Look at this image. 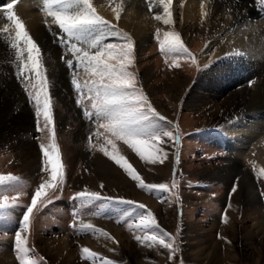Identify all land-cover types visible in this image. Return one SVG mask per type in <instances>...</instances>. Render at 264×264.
Masks as SVG:
<instances>
[{"label":"rangeland","instance_id":"rangeland-1","mask_svg":"<svg viewBox=\"0 0 264 264\" xmlns=\"http://www.w3.org/2000/svg\"><path fill=\"white\" fill-rule=\"evenodd\" d=\"M103 19L108 21L112 30L108 27L98 29L95 38L103 35L105 44L126 43L121 34L130 37L129 32L111 20ZM179 36L190 55L162 54L160 41L164 37L155 34L142 45L130 37L133 57L129 71L136 77V91L145 95L155 112L165 118L161 121L152 116L150 122L171 131L178 138V143L175 139L162 138L158 147L163 151L154 154L155 163L147 158L142 160L123 140L112 137L100 127L106 121L96 119L87 90L77 92L71 84L73 77L83 85L90 76L82 67L77 69L75 63L72 68L68 67L65 61L72 59L68 49H61L58 57L71 72L68 77L69 90L73 93L70 103L78 108L79 118L93 123V131L86 134L77 147L72 138L75 124L71 105L65 101L63 104L53 93L52 69L42 57V74L48 81L53 113L50 130L43 115H36L33 98L36 89L26 79L19 78L20 62L13 61L10 75L23 93L19 111L22 112L24 106L27 108L34 127L30 132L32 146L27 147L18 146V135L14 132V125L22 120V115L17 120L4 122L6 130H2L0 175H12L18 180L0 185V197H8L6 203L16 198V207L0 210V264H20L15 250V233L21 230L20 220L23 211L31 204L32 195L42 183L50 182V172L46 170L40 146L50 148L52 143H55L61 159L64 181L54 190H46L47 198H43V203L38 202L30 215L27 231L21 233L27 239L29 251L26 258L35 264H101L100 259H85L87 253L82 252L83 248L114 264H264V219L260 218L259 212L264 211V174H253L258 193L257 200L251 201L247 200L242 187L241 175L220 178L214 172L225 159L234 158L229 146L232 140L226 131L220 130L224 123L213 125L214 116L207 104L194 107L180 100V92L182 95L191 93L189 88L199 78V71L210 55L198 61L197 56L205 44L204 37L190 40ZM68 41L79 47L87 45L85 39ZM52 42L59 43L60 39L54 38ZM26 56L24 53L25 59ZM175 67L180 71H174ZM234 73L236 78L240 75V79L229 86L224 84L219 93L221 96L230 87L238 88L240 83L248 86L256 80L245 67H238ZM197 90L205 91L203 88ZM219 96L214 98L215 101L219 102ZM86 110L93 114L85 116ZM101 149L123 156L145 183H163L167 190L138 188L137 182ZM244 163L253 169L248 160ZM84 191L97 192L102 197L113 198V201L123 198L134 204L73 199L78 192ZM139 204L145 205V210L134 206ZM147 211L153 213L159 229L135 228L139 217L146 215ZM89 224L91 229H82V225ZM130 224L133 225L131 229ZM153 232L158 235L167 233L172 239L166 237V242L172 243L177 250L170 253L159 243L149 247L145 236ZM138 236L140 241L136 239ZM63 237L64 242H59Z\"/></svg>","mask_w":264,"mask_h":264},{"label":"bare ground","instance_id":"bare-ground-1","mask_svg":"<svg viewBox=\"0 0 264 264\" xmlns=\"http://www.w3.org/2000/svg\"><path fill=\"white\" fill-rule=\"evenodd\" d=\"M9 3L13 0H0V125H4L0 141L4 138L2 130H6L4 122L17 120L22 115V120L14 125V132L18 135V146L27 147L32 146L30 132L34 124L25 106L21 108L22 112L19 111L23 93L10 75L13 61L17 58L16 50L11 48L15 29L5 16ZM92 4L99 16L123 27L139 45L153 34L164 37V33L174 31L183 39L204 37L205 44L197 57L198 61H202L210 55L209 61L202 66L199 78L189 88L191 93L182 95L180 92L179 98L185 105L194 107L207 104L214 116L213 125L224 123L220 130L230 136L232 141L229 146L235 156L225 159L214 172L220 178L241 175L247 200L255 201L258 192L253 174L264 169V0H172L169 5L172 13L170 24L163 23L166 17L160 0H92ZM12 11L38 43L41 56L52 69L50 81L53 93L63 104L65 101V104L71 105L73 93L68 83L71 72L58 57L60 50H66L69 44L67 34L47 15L44 0H15ZM157 15L160 20L155 18ZM5 25H8V31L4 30ZM97 31L88 30L84 39L87 42L95 39ZM54 38L60 39V42H52ZM238 67H245L254 74L255 82L248 86L240 83L238 88L230 87L221 96L219 93L224 84L229 86L240 79V75L238 79L233 74ZM174 71L179 72L180 69L175 67ZM196 87L205 91L200 92ZM218 96L219 102L214 99ZM70 107L75 124L72 138L77 147L86 134H91L93 123L79 118L75 105ZM244 160H248L253 169ZM259 212L260 218L264 219V211ZM59 240L64 242V237Z\"/></svg>","mask_w":264,"mask_h":264},{"label":"snow or ice","instance_id":"snow-or-ice-1","mask_svg":"<svg viewBox=\"0 0 264 264\" xmlns=\"http://www.w3.org/2000/svg\"><path fill=\"white\" fill-rule=\"evenodd\" d=\"M15 0H13V3ZM13 3H9L5 9L6 20L14 26L15 35L11 43V48L16 50V58L20 62L19 78L26 79L28 84H31L36 89L33 97L36 103V115H43L46 125H53V113L50 106V94L48 91V81L42 74V56L41 48L37 42L31 37L25 29V25L20 18L12 11ZM163 6L165 19L163 23L170 24L172 22V13L169 5L172 0H160ZM44 9L47 15L52 17L53 22L58 28L66 33L71 40L75 38L77 41L84 39V33L91 29H104L108 27L112 30V26L108 21L104 20L96 13L93 7L92 0H44ZM160 20L161 17H155ZM5 31H8V25H5ZM121 38L127 42L123 44L103 43V35L97 36L95 39L87 42L86 47H79L76 43L67 45L68 52L72 59H67L65 62L69 68H72L75 63L76 68H83L84 72L89 74L90 79L83 85L78 83L75 77L72 78L71 84L77 92H84L85 89L92 101L91 109L99 121H106L100 127L104 128L116 139L123 142L132 148L136 154L143 160L149 159L155 163V153L162 152V148L158 147L163 137L169 140L175 139L178 143V138L173 136L171 131L160 129L155 123L150 122V117L155 116L163 121L165 118L159 116L152 106L148 103L147 97L143 94H138L136 91V77L129 71V66L132 64L133 57V42L130 37L121 34ZM27 53L26 59L24 53ZM160 52L164 55H190L188 49L181 42L178 34L172 32L164 33V39L160 41ZM63 58V57H62ZM34 81V82H33ZM27 90V89H26ZM79 104L80 101L77 100ZM93 113L87 110L83 113L90 117ZM38 126V131H39ZM111 142V141H109ZM44 156V164L50 172V182L42 183L31 197V204L23 211L22 219L20 220V231L15 233V250L17 259L20 264H35L34 261L26 258L29 249L27 248V239L22 236V232L27 231L30 223V215L37 208L38 202L43 203V198H47L46 190H54L64 181L65 173L63 171L60 156L57 152L55 143L46 148L40 146ZM104 154L113 159L120 165L128 176L137 182V187L140 189L152 190H167L166 185L145 183L140 175H138L130 165L125 162L123 156L114 155L104 149ZM45 169H42V171ZM264 174V169H261ZM18 178L12 175H0V185L10 184L17 181ZM103 185H101V188ZM236 191V186H233V192ZM73 199L91 202L94 200H106L108 202H117L133 205L134 202L118 198L113 201L111 197H102L97 192H78ZM8 197H0V210H7L16 207V198L13 197L11 203H6ZM135 207L145 210V205H134ZM133 225H129L131 229ZM159 224L156 221L153 213L146 212V215L139 217V223L135 224L136 229L148 230L151 228L159 229ZM92 225H82L83 230L91 229ZM107 235V233H105ZM167 233L158 235L153 232L145 236V240L149 242L151 247L153 243H159L163 248L168 249L170 253H174L177 249L172 243L166 242ZM140 241V237H136ZM83 253H87L85 259L93 258L100 259L101 264H114L113 261L98 257V254L90 251L88 248L82 249ZM171 259V256L169 257Z\"/></svg>","mask_w":264,"mask_h":264}]
</instances>
